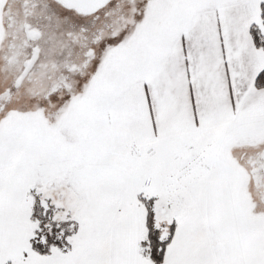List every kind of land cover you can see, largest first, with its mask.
<instances>
[{
	"label": "snow or ice",
	"instance_id": "obj_1",
	"mask_svg": "<svg viewBox=\"0 0 264 264\" xmlns=\"http://www.w3.org/2000/svg\"><path fill=\"white\" fill-rule=\"evenodd\" d=\"M0 264H264V0H0Z\"/></svg>",
	"mask_w": 264,
	"mask_h": 264
}]
</instances>
